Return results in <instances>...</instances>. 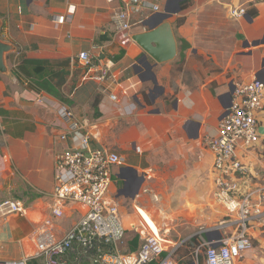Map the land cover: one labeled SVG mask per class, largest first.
Instances as JSON below:
<instances>
[{
    "label": "crops",
    "instance_id": "crops-1",
    "mask_svg": "<svg viewBox=\"0 0 264 264\" xmlns=\"http://www.w3.org/2000/svg\"><path fill=\"white\" fill-rule=\"evenodd\" d=\"M165 1L146 0L159 10L147 8L132 16L129 31H115L111 16L122 6L120 0H0V37L17 48L8 55L12 77L0 75V201L14 199L26 208V215L0 217V264L31 257L36 251L32 239L38 227L35 221L49 214L51 202L41 192L51 190L55 154L67 145L58 138L65 129L55 110L59 103L98 126L99 138L92 139L93 146L118 151L126 158L113 167L108 190L123 224L136 218L135 207H144L157 218L164 210L188 224L204 222L205 228L219 219L206 204L212 155L203 138L217 133L235 83L253 77L264 82V43L253 44L264 37V0H189L188 7L167 19L177 54L181 39L189 44L184 62L174 67L175 56L154 65L156 89L151 90L154 83L141 81L135 71L143 50L131 36L149 30L144 21L162 11ZM69 5L74 6L71 21L54 27L55 17L65 14ZM229 6L244 7L246 13L232 19ZM178 17L184 21L176 25ZM83 50L93 55L91 67L77 62L76 56ZM24 58L66 61L53 68L65 71L59 90L70 102L39 89L22 70L12 68L14 61L20 65ZM105 63L110 78L102 83L95 69ZM126 80H139L140 88L134 97L138 108L125 118L102 88L108 85L121 91L117 85ZM258 133L264 140V107L258 113ZM246 162L257 166L252 157H246ZM152 194L158 202L151 200ZM81 213L77 207L67 211L57 222L61 227L58 234ZM201 228L200 241L207 239ZM252 241L253 247L236 264H264V221ZM130 246V251L137 249L134 243ZM28 262L40 264L32 257Z\"/></svg>",
    "mask_w": 264,
    "mask_h": 264
},
{
    "label": "built area",
    "instance_id": "built-area-1",
    "mask_svg": "<svg viewBox=\"0 0 264 264\" xmlns=\"http://www.w3.org/2000/svg\"><path fill=\"white\" fill-rule=\"evenodd\" d=\"M120 1L122 6L111 16L115 31H129L132 16L147 8L159 10L146 0ZM73 11L74 6L69 5L65 14L55 17L54 27L71 21ZM245 13L244 7H228L232 19L242 18ZM92 57L87 50L76 56L77 62L85 67L93 65ZM17 66L14 61L12 68L17 70ZM95 70L100 82H108V63L96 65ZM127 82L118 83L121 91L119 87L108 85L102 88L125 118L134 115L138 108L134 98L138 90H128ZM39 101L43 102V98ZM263 107L264 82L261 79L253 77L235 83L231 103L218 121L217 133L203 138L212 155L209 195L222 209L217 224L201 229L209 233L211 240H201L195 248L196 256L203 251L205 264H236L242 254L253 247L256 229L264 221V140H260L258 133V113ZM55 110L65 125L58 138L67 145L55 154L51 190L41 192L51 202L49 214L35 221L38 227L32 239L36 251L31 257L40 264H176L174 248L165 246L164 232H157L137 207L141 228L132 226L141 242L134 251L122 249L126 228L108 190L113 167L123 164L126 158L118 151L91 144L92 139H98L91 132L97 127L87 116L77 117L62 103L57 104ZM246 157L254 158L257 166H250ZM76 207L82 212L79 218L63 234H58L61 227L57 222ZM12 214L26 215V208L14 199L0 201V217ZM215 231L220 233L217 239ZM31 257L5 264H27Z\"/></svg>",
    "mask_w": 264,
    "mask_h": 264
},
{
    "label": "water",
    "instance_id": "water-1",
    "mask_svg": "<svg viewBox=\"0 0 264 264\" xmlns=\"http://www.w3.org/2000/svg\"><path fill=\"white\" fill-rule=\"evenodd\" d=\"M183 0H166L163 6L162 11L153 13L146 19L143 23L144 26L148 27L149 30L133 34L131 39L138 44L143 53L136 60L135 67L137 70L136 73L141 81L149 79L154 83V87L151 89H156V78L152 73L151 69L154 65L158 63H163L171 61L175 58L177 54V45L176 40L172 32L170 23L167 21L173 14H177L180 10V3ZM3 25V19L0 17V28ZM264 43V37L261 41H255L253 44ZM248 44V43H247ZM17 51L16 46L0 37V75L7 76L8 78L12 77V72L8 64V55L15 53ZM148 58L152 59L154 63H150ZM264 63V61H263ZM233 88H230L229 95ZM155 98L152 97L151 101L154 103ZM158 111V110H157ZM92 134L99 138V131L96 128L92 129ZM151 200L158 202L159 198L152 194ZM145 210L149 215V222L153 225L155 230L159 233H162L167 227V215L164 210L159 211V217H155L153 213L147 210L144 207H140ZM168 214V213H167ZM216 239L219 238V231H215ZM207 240H211L208 236V233L205 234ZM215 246V245H213ZM190 264H194L191 262Z\"/></svg>",
    "mask_w": 264,
    "mask_h": 264
},
{
    "label": "rangeland",
    "instance_id": "rangeland-1",
    "mask_svg": "<svg viewBox=\"0 0 264 264\" xmlns=\"http://www.w3.org/2000/svg\"><path fill=\"white\" fill-rule=\"evenodd\" d=\"M176 59H177V55H176ZM128 81L129 82L126 83L128 90H131V89L139 90L140 85L137 84L138 83L137 80H128ZM96 130L99 131L98 126ZM206 204L208 206V210L211 211L213 215L221 214L222 209L213 202L211 197L208 198V202ZM168 210H171V209H168ZM125 211L126 213H128L129 208L127 207ZM133 211L135 212L136 218L124 224L127 230L125 233L124 243L122 244L123 250H125V248L131 250L132 247L130 245H132V243H134V247L137 248L140 243L137 231L132 226L135 224V227L141 228L140 217L136 213L134 208H132V212ZM141 211L144 213V215L149 220L150 218H149L148 213L144 210H141ZM163 214L167 215V219H166L167 227L163 231L164 237L167 240L165 242V246L168 249L174 248V250L175 248L179 247L177 252L173 251V258L176 264H189L190 262H194V264H205L203 251L198 252L196 256L195 248L197 247L198 241L201 239V236H200L201 234L199 232L200 227L205 228L206 224L204 222H200L199 224H195V223L188 224V223H185L184 221H181L180 219H177L175 217V214H167L164 212ZM214 221L216 222H213L212 224H217V219H214ZM193 237H195L196 239Z\"/></svg>",
    "mask_w": 264,
    "mask_h": 264
},
{
    "label": "trees",
    "instance_id": "trees-1",
    "mask_svg": "<svg viewBox=\"0 0 264 264\" xmlns=\"http://www.w3.org/2000/svg\"><path fill=\"white\" fill-rule=\"evenodd\" d=\"M189 4H190L189 0H183L180 3V7H181V9H185L186 7H188ZM183 21H184V17H178L176 20V25L182 24ZM188 47H189V44L185 40L181 39L179 41L177 60L175 62L173 61L174 67L177 68V67H180V65H182V63L184 62V51ZM65 63H66V61H63V60L62 61H50L47 59H41V60L34 61L31 59L24 58V59H22V63L20 65L18 64L17 70H19V69L22 70V72H24L25 75H27V77H30L32 79V82L39 89H42V90L48 92L49 94L53 95L54 97L69 103L70 101L66 97H64L59 90L60 85L62 84V82L64 80L65 71L64 70H58L57 71L53 68V65L63 66ZM206 64L210 67H213V64H210L209 62H207ZM219 71H220V69L217 68V72H219ZM53 79L56 80V82L54 84L52 83ZM138 238H139V234H138ZM193 238H195V237H193ZM139 240H140V238H139ZM199 242H200V240L198 241V243ZM138 247H139V245H138ZM178 249H179V247L175 248L174 251L177 252ZM31 262L35 263L34 260H32Z\"/></svg>",
    "mask_w": 264,
    "mask_h": 264
},
{
    "label": "bare ground",
    "instance_id": "bare-ground-1",
    "mask_svg": "<svg viewBox=\"0 0 264 264\" xmlns=\"http://www.w3.org/2000/svg\"><path fill=\"white\" fill-rule=\"evenodd\" d=\"M140 212H141V214L143 215V217L145 218V220H146L148 223H150V222H149L150 220L147 219V217L144 215V213H143L141 210H140Z\"/></svg>",
    "mask_w": 264,
    "mask_h": 264
}]
</instances>
